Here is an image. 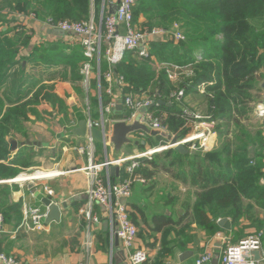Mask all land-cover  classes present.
<instances>
[{
    "label": "trees",
    "instance_id": "obj_1",
    "mask_svg": "<svg viewBox=\"0 0 264 264\" xmlns=\"http://www.w3.org/2000/svg\"><path fill=\"white\" fill-rule=\"evenodd\" d=\"M102 3L5 0L0 6V161L9 154L7 137L22 132L30 115L40 117L39 106L64 109L53 81L69 80L79 90V51L68 52L63 38L31 44L30 36L16 31V20L9 17L34 13L42 21H82L90 15L97 19ZM133 17L137 29L161 28L167 35L147 44V56L123 53L115 67L124 79L122 94H142L151 86L156 104L150 112L178 139L193 132L195 113L214 121L216 132L215 146L207 152L167 148L150 159H138V166L126 174L148 181V191L155 188L160 172L193 188L192 205L177 219L173 206L178 196L170 192L160 196L169 213L150 214L141 205L129 204L137 234L145 240L160 233L161 246L178 244L191 239L192 223L208 235L222 230L218 218H229L228 233L236 240L249 229L264 233V135L260 129L250 134L243 126L264 91V0H136ZM174 23L183 40L172 37ZM174 68L176 76L170 79ZM165 142L160 136L147 138L137 149ZM0 173L14 176L17 170L0 163ZM19 208V203L8 206L4 216H17ZM172 234L175 237L168 239Z\"/></svg>",
    "mask_w": 264,
    "mask_h": 264
},
{
    "label": "crops",
    "instance_id": "obj_2",
    "mask_svg": "<svg viewBox=\"0 0 264 264\" xmlns=\"http://www.w3.org/2000/svg\"><path fill=\"white\" fill-rule=\"evenodd\" d=\"M103 1L105 2L106 11H109V5L111 3L116 2V0ZM40 24L41 23H39V25ZM48 31L49 29L42 24L41 28L38 30V34L47 41H55L58 38H63V41L68 46V52L73 50L79 51L80 69L82 46L80 42L78 43L77 38L72 35L59 37ZM52 84L53 92L61 99L65 97V93H67L68 96L73 94V97H69L67 100L70 108V116H67L68 112L66 107L60 111L48 104L39 106L38 110L41 113L40 117L35 118L33 115H30V119L24 122V130L22 132H16L7 137L9 154L4 160L0 161V163L10 166L13 170H17L14 176L1 175L0 173V222L2 223V228L0 229V252L7 256L9 255L20 259L26 264H76L85 259V254L82 251L81 245L85 240V220L80 215L79 210L85 203L84 192L88 186V176L81 168H84L88 163L86 151L88 150L89 143L87 134L84 136H75L71 131L78 126L80 120H87V99L90 107V118L92 120H99L100 115L96 84L92 81L90 89L87 91L82 83L80 73L79 82L77 84L79 90L76 89L75 85L69 80L59 79L53 81ZM104 99L106 101V96ZM78 100L79 105L77 104ZM91 100L92 103L90 104ZM258 105L264 107V91L262 93V100L257 102L254 106ZM78 106L79 108H77ZM117 106L118 107L109 114H105V126L107 129L113 120L129 119V110L121 104ZM59 113L66 114L62 116V119H59L56 117ZM63 119L67 121L65 122ZM260 121L264 127V114ZM67 123L69 127L65 129ZM58 126L62 131L56 133L54 129L58 128ZM204 129H206V127H204ZM51 135L54 136L55 141L50 139ZM133 138L137 141L143 139L146 141L147 139L144 134L139 136L138 133H134ZM9 139L14 140L17 144L14 150H10ZM68 140H70V145L67 146L63 144ZM26 141H29L30 144ZM210 141V149L197 150L202 152L211 150L216 143V134L210 136ZM93 144L94 162L98 163L103 161L105 159V154L102 143L94 140ZM78 146L83 147L85 153H78L76 150ZM147 148L150 147L146 146L145 149ZM129 150H132V152L129 153ZM140 151L141 150L137 149V145H128L122 150L121 157L129 156ZM106 155L107 159L110 160L111 146L107 147ZM122 171L117 177L112 178L106 169L103 168L100 172V176L104 180L108 178L110 180H119L126 176ZM16 176H24V178L26 176H33V178L16 182L8 181ZM159 176L164 178L168 187L170 186L166 193L170 192L172 195L178 196V200L173 206V216L177 219V217L181 216L184 211L192 205L194 200L193 188L173 180L163 172L155 176L156 185ZM147 182L148 181H145V179L138 175L134 177L132 193L126 201L129 209V204L135 203L141 205L150 214L163 211L169 213V210L163 205L161 198H156L165 193L159 192L158 196L156 194L152 201L150 197L157 191L156 186L154 189L148 191ZM172 185L177 187V189L173 190L171 188ZM45 188L51 189L52 194H48ZM44 198L51 200L60 207V220L58 222L53 221L46 224L45 218H43L42 222L45 226V230H23L19 226L23 218V208L25 206H34L38 207L41 211L48 212L47 206L42 202ZM15 203L20 204L17 216L13 213L4 216L6 208ZM64 204L66 205L64 206ZM98 209V206L94 207L95 211H98ZM185 222L186 221H184V223ZM228 231L230 230L222 228V230L208 235L203 228H199L195 223H192L188 231L191 239L187 242L181 239V241L179 240L177 242L178 244L170 242L166 246H161L160 233L154 236H148L145 240L142 234H137L135 247L147 250L148 260L144 264H194L196 257L205 251H210L213 254V259L216 258L218 263L219 252L223 247L220 237L222 235H227L230 237L231 242L237 241ZM252 232V229L246 231L247 234ZM92 235L93 256L88 263L110 264L111 262V264H120V251H122V248L120 243L118 241L116 242V240L113 246H111L107 225H105L104 220L94 226ZM174 237L175 235L172 234L168 239ZM154 239H156V242H153ZM69 240L72 241L73 244L77 243V245L72 246ZM152 242L154 245L149 246V243ZM165 247L168 249L166 250ZM111 252L112 256L110 255Z\"/></svg>",
    "mask_w": 264,
    "mask_h": 264
},
{
    "label": "built area",
    "instance_id": "obj_3",
    "mask_svg": "<svg viewBox=\"0 0 264 264\" xmlns=\"http://www.w3.org/2000/svg\"><path fill=\"white\" fill-rule=\"evenodd\" d=\"M136 0H116L115 14L105 10L104 1L101 5L98 18L94 19L91 15L87 20L67 21L53 20L48 17L42 23L50 30L57 28L62 30L66 35H72L77 38L78 43L82 46V62L80 73L82 83L86 90L89 91L92 81L96 84L97 102L99 107V120L90 118L89 101L86 102L87 127L101 129L103 138L108 135V129L105 126V114H109L118 104L129 110V117L139 108L156 104L151 94L148 92L142 94H122L123 76L116 72V64L122 59L126 51H138L140 56H147L146 48L150 41L163 39L167 32L161 28H143L137 29L134 25L133 8ZM172 37L183 40L182 33L178 30V25L173 24ZM102 62L105 67L102 68ZM176 75L169 74L170 79ZM106 96V101L104 97ZM182 96V91H178L176 97ZM264 107L258 105L256 115L262 116ZM194 129L193 132L178 139L179 143L184 144L188 150L204 149L211 147L210 136L215 135L214 121L204 120L203 116L198 113L193 114ZM142 120L153 128L166 130L161 118L154 116L150 109L142 115ZM206 127V129H204ZM142 136V132H137ZM134 137V134L132 135ZM89 143L86 151L88 163L81 168L88 176V186L84 192L85 203L80 208L79 213L85 220V259L76 264H89L93 256L92 231L95 225L102 220L105 221L108 229L109 240L113 246L115 239L120 243L125 259L128 264H144L148 260V252L142 248L135 247L137 238V227L129 217V207L126 203L132 193L133 179L125 176L119 180L103 179L100 176L104 168L109 173V167L113 164L119 166V174H131L138 166V159H150L155 152L170 148L166 142L164 145L147 148L143 151L136 152L129 156L121 157L117 161L107 159L106 149L110 146L109 142L103 139L102 146L104 149L105 159L101 162H94V144L93 137L87 134ZM78 153H85L83 147H76ZM33 176L25 178L14 177L9 179L10 182L30 180ZM48 194L52 190L45 188ZM124 199V202L121 200ZM98 206V211L94 207ZM23 218L20 227L25 231H42L45 230L43 218L47 212L41 211L38 207L25 206L23 208ZM264 233L263 230L255 231L231 242L230 237L222 235L221 241L223 247L219 252L217 264H264ZM112 248V247H111ZM254 252H258L255 258ZM112 256V252L110 253ZM213 254L205 251L199 254L194 264H211ZM0 264H26L20 259L7 256L0 252ZM111 264V262H110Z\"/></svg>",
    "mask_w": 264,
    "mask_h": 264
},
{
    "label": "water",
    "instance_id": "obj_4",
    "mask_svg": "<svg viewBox=\"0 0 264 264\" xmlns=\"http://www.w3.org/2000/svg\"><path fill=\"white\" fill-rule=\"evenodd\" d=\"M109 12L115 14L116 12V2L111 3L109 5ZM49 33L56 35V36H64L66 35L62 30L53 28L48 31ZM261 87H264V81L260 83ZM158 103H162L158 101ZM118 107V106H116ZM150 109L149 106H144L136 110L129 119L127 120H113L111 121L109 128H108V135L103 138V134L101 129L98 128H88L85 119L79 121V124L76 128L72 129L71 133L75 136H84L85 134H89L93 137L94 140L98 142H103V139L108 141L111 146V159L110 161H117L121 159V152L124 147L128 145H138L139 143L145 145V139L137 141L135 140L132 135L137 132H142L145 137L147 138H155L160 136L166 140V142L170 145V148H174L175 150L187 153L188 149L184 144L179 143L178 138L176 136H172L168 131L160 129V128H153L149 126L142 120V115ZM30 144L29 141H26ZM10 143V150H14L16 148V142L12 139H9ZM39 145L38 143H35ZM46 145V144H44ZM252 152V149H251ZM109 174L112 178H115L119 175V166L113 164L109 167ZM125 200L122 199L121 202ZM42 202L47 206L48 212L45 217V223L49 224L53 221L58 222L60 220V207L53 203L51 200L44 198ZM66 204H64L65 206ZM217 224L225 229L231 230V221L228 218H220L217 221ZM106 225V223H105ZM2 228V223L0 222V229ZM117 242V239H115ZM255 258L258 257V252H254ZM121 263L120 264H128L124 252L120 251ZM211 264H217V259L214 258Z\"/></svg>",
    "mask_w": 264,
    "mask_h": 264
},
{
    "label": "rangeland",
    "instance_id": "obj_5",
    "mask_svg": "<svg viewBox=\"0 0 264 264\" xmlns=\"http://www.w3.org/2000/svg\"><path fill=\"white\" fill-rule=\"evenodd\" d=\"M4 1L5 0H0V6L4 3ZM6 9H4V11H5ZM10 16V15H9ZM91 16V15H90ZM12 18H14L15 20H16V23H15V29H16V31H19V32H24L25 33V35L26 36H30V38H31V44H34V43H36V42H43V41H46V40H44L43 38H41L40 37V35L38 34V30L41 28V25L43 24L42 23V20H40L39 18H36V15L34 14V13H31V14H29V15H25V14H22V13H17L16 15L14 14L13 16H11V17H9V19H12ZM13 19V20H14ZM35 23V24H34ZM36 23H37V25H36ZM39 23H41L40 25H39ZM44 25V24H43ZM143 28H147L146 26H143L142 28H140L139 27V29H143ZM161 67V66H160ZM175 70H176V68H174L173 70H170L169 71V74H174L175 75ZM49 82H51V81H49ZM150 88L148 89L149 91H151V90H153L152 89V87L151 86H149ZM65 92V91H64ZM64 98L62 99L63 100V102H64V107H66L67 108V116L69 117L70 116V108H69V104L67 103V100H68V98L70 97V98H72L73 97V94H71V95H69L68 96V94L67 93H65L64 94ZM79 99V98H78ZM92 103V100L90 101V104ZM77 104L79 105V100L77 101ZM72 106H73V104H72ZM71 106V107H72ZM92 107V106H91ZM77 108H79V106L77 107ZM253 108H254V110H253V112H252V114H251V117H250V119L247 121H245V122H243V126L246 128V130L250 133V134H253L257 129H260V130H262V134L264 135V127H261V128H259V126H258V122H261L260 120H261V117L262 116H260V115H256V111H255V108H257V106H253ZM79 110V109H78ZM73 112V111H72ZM71 112V113H72ZM78 113H79V111H78ZM62 113H59V114H57L56 115V117L57 118H59V119H62V116H64L65 114L63 113L62 115H61ZM67 118V117H66ZM65 122L67 121L66 119H63ZM69 126H68V123L66 124V126H65V129H67ZM54 130H56V133L58 132H60V131H62V130H60V128H59V126H58V128H55ZM51 140H53V141H55V138H54V136H52L51 135V138H50ZM63 144H65V145H70V140H68L67 142L65 141ZM164 145V144H163ZM132 152V150H129V153H131ZM152 156V155H151ZM162 172H160V174H161ZM158 183H157V185H156V192H155V194L152 196V197H150L151 198V200L153 201V199L155 198V195L157 194V196H158V193L159 192H163V193H166V191H168L169 190V187H168V184H167V182L164 180V178L161 176H159L158 177ZM161 196V195H160ZM160 196H158V197H156L157 199H159V197ZM70 241V240H69ZM70 244L72 245V246H74V245H77V243H72V241H70ZM81 245H82V251H83V253L85 254V247H84V242H82L81 243ZM9 256V255H8ZM13 257V256H12ZM92 257V256H91ZM84 258H85V256H84ZM83 261V260H82Z\"/></svg>",
    "mask_w": 264,
    "mask_h": 264
},
{
    "label": "bare ground",
    "instance_id": "obj_6",
    "mask_svg": "<svg viewBox=\"0 0 264 264\" xmlns=\"http://www.w3.org/2000/svg\"><path fill=\"white\" fill-rule=\"evenodd\" d=\"M21 178H24V176H22Z\"/></svg>",
    "mask_w": 264,
    "mask_h": 264
}]
</instances>
